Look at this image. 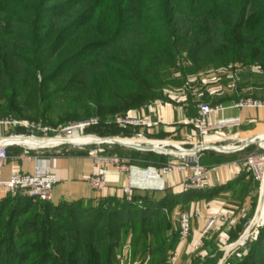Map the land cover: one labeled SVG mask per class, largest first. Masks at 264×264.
I'll return each mask as SVG.
<instances>
[{
  "label": "trees",
  "instance_id": "obj_1",
  "mask_svg": "<svg viewBox=\"0 0 264 264\" xmlns=\"http://www.w3.org/2000/svg\"><path fill=\"white\" fill-rule=\"evenodd\" d=\"M128 35L135 39L115 52ZM182 51L196 66L264 64V0H0V116L24 118L23 110L32 109L47 118L59 91L67 93L66 110L78 117L84 107L88 116V103H79L87 90L105 120L158 96L164 70ZM92 53L99 62L84 61ZM83 73L88 78L77 75ZM216 156L201 162L228 159ZM136 191L131 199L101 197L95 204L0 200V264H117L130 231L135 253L150 250V264H169L178 234H167L168 212L197 191ZM256 233L229 264H264V224Z\"/></svg>",
  "mask_w": 264,
  "mask_h": 264
},
{
  "label": "crops",
  "instance_id": "obj_2",
  "mask_svg": "<svg viewBox=\"0 0 264 264\" xmlns=\"http://www.w3.org/2000/svg\"><path fill=\"white\" fill-rule=\"evenodd\" d=\"M242 71L245 72L244 69L239 68V75L244 78ZM219 82L220 81L217 83L214 82L210 87L215 93H219L220 96V94L227 89H225V86L221 87ZM259 84L260 83L251 81L247 82L246 80H242L241 82V78L239 82H236L234 75L233 82L229 84L227 93L228 99L221 100L218 104H223L227 107L224 111L226 115L240 114L243 123L237 128L213 130L204 137L199 136L198 129L192 121L197 114L198 105L195 106L194 102L188 100L183 101L185 98L182 96L181 99L183 102H178L177 100L180 99V97H177L176 100L146 105V107L141 108L135 113L136 115L149 116L153 120L159 121V123L152 126L142 128L144 132L147 131L146 134L152 137L166 138L177 142L202 140L207 143L216 142L220 144L235 143L244 145L249 143L243 150L227 153L215 151L213 149H205L203 151L202 158L204 159L209 153L214 156L221 155L228 159L221 163H208L211 168L207 176L208 187L204 189H193L197 192L188 194L168 212L171 227L172 222H175L182 212L193 215V233L191 237L182 241L178 239L176 246L171 250V252L177 253L176 262L179 264H190V262L193 261L192 257L195 253L194 250L197 241L201 238L204 239L200 249L202 253H200V258L196 260L201 262L206 261L205 263L209 264L220 263L224 255L228 254L227 252L221 257L219 251L222 247L236 241L244 229L252 224L253 219L259 212L260 204L262 200H264V196L261 197L259 194L258 181L253 175L249 174L241 167L240 162L244 155L249 152L261 150L260 144H264V105L254 107L235 105L241 95H245L244 97L253 96L257 99H264V86L259 87ZM236 85H238L237 88H235ZM218 98H222V96ZM220 115V112H213L209 117L210 123L215 124ZM7 128L6 126L3 127L0 130V134H9L10 131ZM11 149L14 151L5 165V176H9L13 169L31 172L37 162L49 166L59 177V182L54 187L53 198L51 200L55 204L77 200L95 204L101 197H125L122 187L127 185L130 177L128 173L113 168L108 174L107 187L102 191H95L92 189L88 178L94 173L95 166L92 158L87 154L63 152L58 148L53 149L47 147L41 148L38 151L36 150V152L32 151L33 157L31 159H23L20 156L23 153L22 147H11ZM34 155L38 156V158ZM123 155L130 159L132 164L139 166L163 164L167 161L175 160L173 156L164 155L166 158L165 161L152 162L144 165L140 164L138 158H135L132 154L128 155L127 153ZM123 155L122 157H124ZM185 176L186 172L175 170L164 175L166 183L164 189H144L136 192H149L160 196H163L166 192L182 193L186 191L182 186ZM195 211L197 212L196 215H194ZM226 211H231L237 216V224L232 228L219 225V227L202 235L208 218L212 214ZM258 222L255 223L252 228H254ZM262 224H264V222ZM260 225L255 229L257 230ZM171 227L167 231L169 237L174 234L173 228ZM132 239V231L127 233L122 239L117 249V262L123 245L126 242H132ZM150 256L151 255L147 256L148 258H143L147 260L146 264H148Z\"/></svg>",
  "mask_w": 264,
  "mask_h": 264
},
{
  "label": "built area",
  "instance_id": "obj_3",
  "mask_svg": "<svg viewBox=\"0 0 264 264\" xmlns=\"http://www.w3.org/2000/svg\"><path fill=\"white\" fill-rule=\"evenodd\" d=\"M238 77L239 69H237L235 73V79ZM235 105L249 107L261 106L264 105V100L253 97H240ZM226 108L227 107L223 104L210 105L205 102L198 104L197 114L192 121L198 129L200 137L208 135L213 130L237 128L242 125V116L240 114L226 115L224 114ZM213 112H220L221 114L215 124H211L209 121V117ZM99 122L98 118H93L76 125L77 130H74L72 134L82 137L83 141L70 143H75L81 145L82 147L92 143L108 144V146H95L89 150V155L95 166V171L88 178V181L95 190H103L108 185V174L112 168L121 172H126L128 173L130 180L127 185L122 187V191L127 199H131L132 193L135 189H164L166 187L164 175L175 170L186 172L185 179L182 182L184 190L207 188V176L211 168L201 162L203 151L205 149H213L215 151L227 153L231 151L243 150L247 145H249V143L244 145L235 143H207L202 140L177 142L169 139H154L147 137L142 131H135L131 135L114 137H101L96 134L86 132V129H88L91 125L98 124ZM115 122L123 128H138L159 123V121L153 120L149 116L139 115L117 116ZM10 124L24 125L26 126L27 131L24 133H9L7 135L0 134V190L7 193L23 191L26 195L39 200H52L54 187L59 182V177L58 174L49 166L37 162L33 171L25 172L20 169H13L7 177L4 174V168L11 156V147H22L23 153L20 156L23 159H31L33 157L32 150L54 147L68 142L64 141L53 143V140L61 136H46L51 130H53L51 127L26 120L9 118L0 119V130ZM37 132L44 133L46 135L39 136L36 134ZM118 138L127 140V142L123 144L139 151H152L163 155L173 156L175 160H170L163 164L148 166L134 165L130 162V159L110 151L109 148H111L112 145L122 143L118 140ZM260 148L261 150L256 152L247 153L241 159L240 164L245 171L253 175L258 181L259 194L262 197L264 196L263 143L260 144ZM34 156L38 158V156ZM188 157H195V160H188ZM190 218L191 216L188 213L181 214L179 218V227L182 239L187 238L189 234L191 228ZM224 223L228 224L230 227L235 225L237 223V216L231 211L212 214L208 218L207 225L203 231L204 233H208L209 230H212L218 225ZM244 232L240 235L237 241L231 243L228 248L235 249L237 247H244L253 236L251 234L252 231H250L249 235L241 241ZM131 246L132 243L130 241L123 245L119 256L121 264H132L130 261ZM136 263L137 262H135V264Z\"/></svg>",
  "mask_w": 264,
  "mask_h": 264
},
{
  "label": "rangeland",
  "instance_id": "obj_4",
  "mask_svg": "<svg viewBox=\"0 0 264 264\" xmlns=\"http://www.w3.org/2000/svg\"><path fill=\"white\" fill-rule=\"evenodd\" d=\"M134 39H135V37L132 35H130V36L128 35L126 37L124 36L112 48L114 49L115 52L119 51V50H121L120 47H124L125 45L130 44ZM93 57H95L97 62L100 61L97 54H94V53L86 56L84 61L86 62ZM191 68H192V70H190ZM239 68L245 70V72L242 71L243 72L242 75L244 76V78L240 77V75H239V77L235 79L236 82H239L240 78H241V82H242V80H246L247 82L251 81V82L260 83L259 87L264 86V64H263V62L258 61L255 64H250V63L244 64L243 62H240V61H230L227 64H221V65L210 63L207 65L196 66L195 63H193V61L187 55V52L182 51V53L178 56L176 63L167 67L164 70V72H163L164 74H163V78H162L164 81V84L160 88H158L159 95L156 96L155 98L147 101L146 105H151V104H154L155 102H158V101L167 102V101H171L174 99L176 100L177 97H180V99L177 100L178 102L182 101V99H181L182 97H184L186 99V100L184 99L183 101H187V100L190 101L191 97H193L194 100L192 102H194L195 106H197L199 103H203V102L209 103L210 105H216V104H218L219 101L218 102H214V101L216 99H218V97L222 96V101L228 99L227 93H228L229 84L233 82L234 75H235L237 69H239ZM86 73L77 74V75L79 77H82V75H84V77L88 78V74H86ZM87 78H86V80H87ZM218 81H220L219 83H220L221 87L225 86L226 87L225 89H227V90H224V92H222L220 94V96H219V93H215L214 90H212L210 87L214 82L217 83ZM86 83L89 84L87 81H86ZM237 86L238 85H236L235 88H237ZM236 90H238V89H236ZM89 94H90V92L85 90V92L82 95L80 102H79L81 104L84 102L88 103L89 106L87 109L90 111V114L88 116L84 112L85 111L84 107H82L80 109V113H78L79 114L78 117L73 115V109L66 110L63 107V103H65L64 99L67 96V93L59 91L58 95L54 99L52 98L49 101V103L53 104V107H52L51 111H49L47 118H42V117L36 116L34 110L30 109L27 111L23 110V113L25 114L24 118H19V117L13 116L12 113H7V114L3 113V115L0 116V119L9 118V119L26 120V121L34 122L36 124H42L45 126H49L53 130H51L48 133V135H46L44 133H40V132H37L36 134L39 136L46 135L49 137L61 136L62 138L67 139L70 137H74V138L79 137L77 135L72 134L74 130H77L76 125L83 123L84 121H88L90 119H93V118H98L100 122L98 124L91 125L88 129H86L87 133L96 134L97 136H101V137H106V136L114 137V136L131 135L135 131H142L147 137H151L154 139H166V138L152 137V136L146 134L147 131L144 132V130H142V128H145L148 126L138 127V128H135V127L123 128V127H120L118 124H116L115 119L117 116L136 115L135 113H137L141 108L146 107V105H142V106L136 107V108L135 107L130 108L126 111L125 110L117 111L116 113L113 114V116H108L104 120L101 118L102 116L99 113V110H98L96 103L94 101H91ZM244 96L245 95H241L240 97H244ZM250 97H253V96H250ZM253 98H255V97H253ZM20 99H22V98L20 97ZM258 99H260V98H258ZM261 100H264V99H261ZM66 113H68L69 115L67 116ZM150 126H152V125H150ZM6 127H8L7 129H9V131H10L9 133H24L27 131V128L24 125L21 126V125L10 124L9 126H6ZM77 140L78 139H75L73 141H77ZM169 140H171V139H169ZM173 141H175V140H173ZM100 145L101 146H108V144H106V143H104V144L92 143V144L86 145L85 147H82L81 145L68 142V143H64V144L54 146L55 148L54 147H50V148H53V149L58 148V149H61L63 152L87 154L88 156H90L89 150L95 146H100ZM109 149L113 153L117 152V154L118 153H119V155L121 154V156L123 154H127V153H128V155H130L134 151L141 152L143 154L151 152V151H139V150H136L132 147H129L128 145H125L123 143H117L115 145H112V147ZM13 151L11 149L10 154H12ZM32 151L36 152V150H32ZM253 152H256V151H253ZM152 153H154V152H152ZM249 153H252V152H249ZM157 154L155 153V155H157ZM123 156L125 157V155H123ZM215 157H217V156L211 155L209 153L207 156V159L208 160L210 158L214 159ZM149 161H150V159H147V158H142V159L138 158V162L140 164H142L143 162L152 163ZM163 161H165V160H159V162H163ZM155 162H158V161H155ZM202 163L206 166H209L208 163H210V162L209 161H204V162L202 161ZM92 189L95 190L93 187H92ZM138 190H144V189H138ZM95 191H102V190H95ZM12 196L30 197V196L26 195L23 191H17L15 193H7V192L0 190V200L5 199V198H9ZM263 206H264V200H262V202L260 204L259 212L256 215V217L253 219L254 221H253L251 227L247 228L248 234L250 233V231H252L251 234L253 236L255 234V238H256V234H257L256 233L257 230L255 228L264 222ZM183 213H187V212H182L181 214H183ZM181 214L175 220V222L174 221L172 222L171 228H173L174 234L175 233L178 234V239L182 241V240L189 239L193 233V215L188 213L191 216V218H190L191 228H190V231H189L187 238L182 239L181 234H180V227H179V223H180L179 218H180ZM196 214H197V212L195 211L194 215H196ZM257 222H258V224H256L254 226V228H252L253 225ZM206 225H207V223H206ZM222 225L225 227L226 226L230 227L228 224H225V223L220 224V226H222ZM235 225H233V226H235ZM233 226H231L230 228H232ZM217 227H219V225ZM217 227H215V228H217ZM250 229H252V230H250ZM210 231L211 230H209L208 232H210ZM203 234L205 235L207 233H204V231H202V235ZM203 240L204 239L201 238L200 240L197 241V245H196L195 250H194L195 253L192 257L193 261H191L190 264H209V263H205L206 261L205 262L204 261H202V262L197 261L200 258V253H202L200 249H201V246L203 244L202 243ZM234 242L235 241H233L231 243H234ZM231 243H228L227 245L223 246L222 249L219 251L221 254V257L227 252H228V254H225L224 257L222 258L223 260L220 263L218 262L216 264H229V259L233 255L238 256V257H242V255L244 254V250H243L244 248L243 247H237L235 249H230L228 247L230 246ZM119 254H121V250H120ZM149 255L152 256V254L150 253V250H148V251L146 250V251L142 252L141 254L135 253L133 251V245L131 246L130 261L132 264H135V262H137L136 264H138V263L139 264H146L147 260L143 259V258H146ZM176 258H177V253L176 252L174 253L173 251L171 252V250H170L169 258H168L169 264H179L176 262ZM117 264H121L120 259L118 260ZM125 264H128V263H125ZM148 264H150V258L148 259Z\"/></svg>",
  "mask_w": 264,
  "mask_h": 264
},
{
  "label": "bare ground",
  "instance_id": "obj_5",
  "mask_svg": "<svg viewBox=\"0 0 264 264\" xmlns=\"http://www.w3.org/2000/svg\"><path fill=\"white\" fill-rule=\"evenodd\" d=\"M92 138V137H91ZM75 139H78L77 141H73V140H75ZM83 138L82 137H70V138H67V139H65V138H62V137H58V138H56L55 140H53L52 142L53 143H59V142H64V141H66V142H81V141H83L82 140ZM92 139H94V138H92ZM118 140L120 141V142H122V143H125V142H127V140H124V139H122V138H118ZM254 221V220H253ZM253 223V222H252ZM251 225L252 224H250V226H248V228L249 227H251ZM249 234H248V229L247 230H245V232H244V234H243V237H242V239H241V241H243L247 236H248Z\"/></svg>",
  "mask_w": 264,
  "mask_h": 264
},
{
  "label": "water",
  "instance_id": "obj_6",
  "mask_svg": "<svg viewBox=\"0 0 264 264\" xmlns=\"http://www.w3.org/2000/svg\"><path fill=\"white\" fill-rule=\"evenodd\" d=\"M188 160H195V157H188Z\"/></svg>",
  "mask_w": 264,
  "mask_h": 264
}]
</instances>
